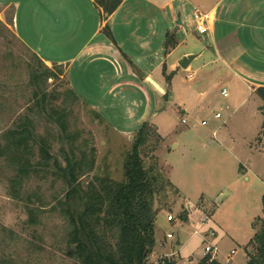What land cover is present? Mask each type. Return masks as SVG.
<instances>
[{
	"label": "rangeland",
	"instance_id": "1",
	"mask_svg": "<svg viewBox=\"0 0 264 264\" xmlns=\"http://www.w3.org/2000/svg\"><path fill=\"white\" fill-rule=\"evenodd\" d=\"M9 1L0 0V264H77L64 212L68 188L54 163L64 168L65 155H70L73 149L77 159L84 156L86 163H91V166L84 164L79 176L85 189L96 179L122 183L124 165L137 131L144 124H148V137L140 149L141 161L159 181L153 206L157 212L154 226L158 243L148 261L174 253L175 264H198L205 245L201 235L193 234V223L203 214L212 216L217 207L215 220L224 228L225 235H218L213 244L221 263L246 264L248 251L249 255H256V245L251 241L264 224V105L260 111V98L235 79H218L217 70L208 65L202 70L207 95L198 100L190 94L193 108L188 109L189 115L175 105L178 104L175 93L167 94L157 106L155 95L148 90L132 99V89L121 97L123 102L114 111L105 107L103 113L71 92L64 66L47 65L16 36L15 14L19 35L32 34L34 39L41 35L44 21L37 12L40 6L30 4L35 11L32 19L27 14L26 0H14L20 4L15 13L13 6L6 8ZM190 14L186 11L184 15L189 18ZM256 47H260L259 42ZM35 56L57 75L42 86L48 93L47 110L67 111L69 138L50 120L46 109L35 106L30 69L42 71ZM197 64L202 62H196L194 67ZM189 78L188 73L180 76L181 104L189 98V93L182 90L195 84ZM223 88L228 90L227 98L221 95ZM218 111L222 118L215 120ZM24 116L32 119L35 126L29 159L37 172L14 187L17 165L2 152V147L5 133ZM184 118L187 124H182ZM203 120L207 121L206 126H201ZM214 131L219 133L218 138L213 137ZM41 137L47 140L52 157L48 168L40 160ZM172 142L177 147H172ZM241 164L249 180L244 179ZM174 177L176 181H172ZM188 206L200 209L201 214L193 223L181 225L185 221L180 219L188 216ZM169 214L175 221L165 232H172L176 240L163 248L159 242L164 237L163 222ZM33 215L36 223L31 222ZM211 221L214 222V217ZM178 235L181 245L176 244Z\"/></svg>",
	"mask_w": 264,
	"mask_h": 264
},
{
	"label": "crops",
	"instance_id": "2",
	"mask_svg": "<svg viewBox=\"0 0 264 264\" xmlns=\"http://www.w3.org/2000/svg\"><path fill=\"white\" fill-rule=\"evenodd\" d=\"M26 2L29 5L27 14L32 19L35 11L30 4L40 6L35 8L44 21L40 29L43 32L35 39L32 34L19 35L15 14L16 36L47 65L64 66L71 90L92 108L102 109L103 113L105 107L114 111L121 105V97H126V93L133 90L132 99H136L142 91L148 90L155 95L157 106L167 94L175 93L174 100L178 102L175 105L188 114V109L193 108L192 96L203 100L207 95L202 70L208 65L217 70L215 76L218 79H235L254 94L264 87V0H123L109 17L103 16L94 0ZM19 5L11 0L6 8L13 6L15 13ZM196 9L211 16L206 35L197 33L191 17L184 15L186 11L193 14ZM106 25L108 34L103 31ZM257 42L260 47L254 48ZM189 56L194 59L186 69L181 68L180 62ZM198 61L202 64L194 67ZM182 73H188L190 81L195 83L182 90L189 93L184 104H181V93L178 92L179 81L182 86ZM263 105L262 101L260 111ZM218 134L217 131L215 135L212 133L214 138H218ZM175 145L177 147L172 142V147ZM244 169L243 177L249 180ZM173 180L176 181L175 177ZM218 208L211 216L214 222L211 221L206 229L212 228L217 236L223 237L224 228L215 220ZM199 214L200 209L193 207L188 210V220L179 224L189 225ZM163 225L164 237L159 244L168 246L176 237L166 241L165 235L172 232L165 231L171 224L165 220ZM155 240L157 244V237ZM176 244L181 245L179 235ZM214 257L222 264L217 251Z\"/></svg>",
	"mask_w": 264,
	"mask_h": 264
},
{
	"label": "trees",
	"instance_id": "3",
	"mask_svg": "<svg viewBox=\"0 0 264 264\" xmlns=\"http://www.w3.org/2000/svg\"><path fill=\"white\" fill-rule=\"evenodd\" d=\"M123 0H94L103 16H111L121 5ZM108 34V26L103 28ZM168 39L170 37L168 36ZM37 56V55H36ZM35 56L36 60L40 59ZM42 71L30 69V84L34 86L35 106L48 111V117L60 128L63 136L67 133V111L65 109L47 110L48 93L43 84L55 77L53 70L41 63ZM167 80L168 77H167ZM73 93V91L71 90ZM264 102V87L256 91ZM75 96L76 94L73 93ZM45 111V112H46ZM148 124H144L137 131L132 145L131 154L124 165V181L113 183L105 179H96L85 189L79 182L83 173L85 157L79 159L72 149L70 155H65V167L57 162L56 169L62 172L67 186L64 200L65 215L69 220V243L74 246L73 257L77 264H147V258L155 246V196L158 194L159 181L143 167L140 149L146 143ZM264 128V123H263ZM35 126L32 119L24 116L4 135L5 145L2 152L10 156L16 166V177L12 181L14 187L22 183L32 173L37 172L32 165L30 144L34 140ZM40 160L43 167L48 168L50 160L49 145L43 137L38 140ZM41 165V164H39ZM264 204V197H263ZM264 206V205H263ZM182 217V216H181ZM187 221V217H183ZM31 222L36 223L35 216ZM113 236V237H112ZM112 238V242L110 241ZM256 245V255H249L246 264H264V224L251 241ZM198 264H218L211 256L203 257Z\"/></svg>",
	"mask_w": 264,
	"mask_h": 264
},
{
	"label": "built area",
	"instance_id": "4",
	"mask_svg": "<svg viewBox=\"0 0 264 264\" xmlns=\"http://www.w3.org/2000/svg\"><path fill=\"white\" fill-rule=\"evenodd\" d=\"M191 23L193 24L194 30L199 33L200 35H206L209 32V25L211 21V16L209 14H203L199 10H194L191 19ZM221 95L224 98L228 97V90L226 88H223L221 91ZM222 118L221 113H215L214 119L219 120ZM182 124H187V119L184 118L181 120ZM202 126L207 125V121L203 120L201 121ZM216 134V131L213 132V135ZM191 209L186 207V210ZM167 223L172 224L175 221V218L172 214H169L166 218ZM211 221V215L210 214H203L202 217L199 219V221L196 223L195 228L193 230L194 235H201L203 244L205 245L204 251H203V257L205 256H211V260H213L215 257V252H216V247L213 244L214 239L217 237V233L214 229L212 228H207L209 222ZM205 229V230H204ZM175 238V235L173 233H168L165 235V240L166 241H172ZM162 247H166L167 245L162 244ZM176 254L174 253H166L159 258L152 260V261H147V264H175V260L173 257ZM189 264H193L190 262Z\"/></svg>",
	"mask_w": 264,
	"mask_h": 264
},
{
	"label": "water",
	"instance_id": "5",
	"mask_svg": "<svg viewBox=\"0 0 264 264\" xmlns=\"http://www.w3.org/2000/svg\"><path fill=\"white\" fill-rule=\"evenodd\" d=\"M194 59V56H189V57H186V58H184L181 62H180V64H179V66L181 67V68H183V69H186L188 66H189V64L191 63V61ZM167 98V97H166Z\"/></svg>",
	"mask_w": 264,
	"mask_h": 264
}]
</instances>
